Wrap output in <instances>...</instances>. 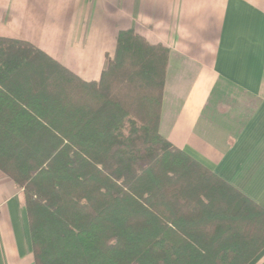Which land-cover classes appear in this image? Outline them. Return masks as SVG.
<instances>
[{"label": "trees", "instance_id": "16d2710c", "mask_svg": "<svg viewBox=\"0 0 264 264\" xmlns=\"http://www.w3.org/2000/svg\"><path fill=\"white\" fill-rule=\"evenodd\" d=\"M169 51L117 37L100 81L0 38V170L35 264H249L264 210L159 133Z\"/></svg>", "mask_w": 264, "mask_h": 264}, {"label": "crops", "instance_id": "0c3cea01", "mask_svg": "<svg viewBox=\"0 0 264 264\" xmlns=\"http://www.w3.org/2000/svg\"><path fill=\"white\" fill-rule=\"evenodd\" d=\"M130 30L169 51L160 135L264 210V0H0V38L88 83ZM0 264H35L24 191L1 170Z\"/></svg>", "mask_w": 264, "mask_h": 264}]
</instances>
